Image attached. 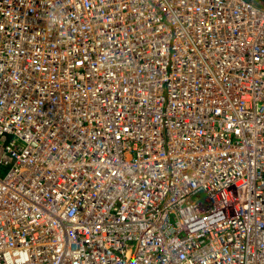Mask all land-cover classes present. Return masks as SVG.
<instances>
[{
  "label": "built area",
  "instance_id": "1",
  "mask_svg": "<svg viewBox=\"0 0 264 264\" xmlns=\"http://www.w3.org/2000/svg\"><path fill=\"white\" fill-rule=\"evenodd\" d=\"M73 1L0 0V188L24 204L19 227L48 220L31 233L12 228V264H264V0H181L172 10L171 0H87L79 9ZM32 31L43 35L16 50V38ZM182 57L217 75L244 62L238 83L205 86L224 89L223 96L193 102L249 111L255 129L227 131L226 110L199 118L207 123L199 144L223 167L219 186L191 178L176 200L174 169L189 179L196 166L174 161L168 169L169 123L180 121L170 107L189 102L172 101L168 82L156 86L161 99L143 109L138 127L153 126L162 146L135 135L129 107L145 81L161 73L169 80L176 62L186 67ZM34 107L55 113V122L39 128L20 116L35 114ZM100 125L109 141L127 143L124 159L134 174L117 166L99 174L107 153L98 146ZM91 127L93 144L83 141ZM161 184L168 186L164 194ZM107 191L112 196L105 198ZM37 242L49 247L28 261L24 250ZM0 264H10L1 252Z\"/></svg>",
  "mask_w": 264,
  "mask_h": 264
},
{
  "label": "bare ground",
  "instance_id": "2",
  "mask_svg": "<svg viewBox=\"0 0 264 264\" xmlns=\"http://www.w3.org/2000/svg\"><path fill=\"white\" fill-rule=\"evenodd\" d=\"M161 5L169 0H160ZM181 0H171L167 3L170 10L177 5H181ZM65 2V1H64ZM87 0H74L73 6L76 9L82 7ZM66 8L62 7V9H67L69 4L65 2ZM59 18H64V15H57ZM36 32L32 31L31 33L27 34L23 37L16 38V50H19L20 47L18 46L21 43H31L35 40L37 36H41L43 34H35ZM188 56L190 54H187ZM177 64L179 62L174 63V67L172 73L170 74V79L167 80L166 74H159L156 79H149L148 81L144 82V86L140 89L139 94L134 98L130 107H129V126L134 131L135 135L139 139H148L150 142L156 143L159 146H162V139L154 134L155 130L152 127L145 129L144 127H138L142 120L141 112L146 107H156V101L161 99V94L156 90V86L169 83L170 86H174L173 91L171 92V99L172 101L183 100L184 104L174 103L170 107V113L177 117H180V121L178 124L169 123V130L171 131V145L173 147V152L167 162L168 169L169 165L174 163V161L181 162L183 164H195L196 167H193V172L190 175L189 179H184L180 176V169H174V180L170 191L173 193V197L176 200L180 199V195L186 193L190 189V180L191 178H195L198 182L202 185L206 186L207 188H214L219 186V175L220 171L222 170V164L218 161V158H215L210 148L201 146L199 143L206 138V134L204 133L206 129L205 122H198L200 118H206V115L209 111H221L226 110L227 114L225 116L224 124L227 131H230L232 127H235L237 130L243 133H247L249 131L254 130V126L251 121L248 120V116L250 112L241 113L238 111V108L232 104H222V103H201L196 104L193 101L198 97H208L211 96H223L220 92H223L224 89H210L205 86L207 85H215V84H230L233 82H239L240 74L239 69L245 65L244 62H236L231 69L225 71V74H214L207 71V67L200 66L197 62H188V59L185 60L183 57L181 58V64L187 65L186 67L178 68ZM217 66H215L216 68ZM197 78V79H196ZM178 83V85H176ZM205 87V90L199 91V87ZM93 91H87L84 94L85 98H92ZM50 105L53 103L49 102ZM35 114L29 115H21L25 121H29L33 119L36 122V126L39 128H46L51 126L56 120V114L49 115L47 112H38L37 108L34 107ZM153 125L158 123V117L156 114H153ZM16 118V117H15ZM88 117L84 116V119ZM76 122V118L73 119ZM259 124V123H256ZM159 124L158 126H160ZM159 128V127H158ZM93 127L89 128L85 131L83 141H86L90 144H93L95 134L93 131ZM70 131L74 134L77 133V129H70ZM179 134L183 135V137H179ZM109 133L106 131V128L103 125H100V134L98 137V146L101 150L106 151L102 156L104 163L100 167L99 174L103 175L104 172L110 166H117L120 171L124 173V175H131L136 172V168H134L128 161L124 159L123 151L127 147V143L124 141L123 143L117 142L114 143L107 139ZM179 139H182V143H178ZM193 147V155H190L189 151L190 148ZM203 158H207L208 161L197 167L200 164ZM162 163L165 165V160H162ZM27 167V166H26ZM50 171H55L58 168V165L52 164L50 166ZM164 173V169L161 170ZM93 177V174H91ZM116 179L111 180V182H115ZM120 184V183H118ZM161 193L164 194L168 186L166 184H161ZM113 191H107L101 195L107 198L109 195L112 194ZM39 193V190L35 192V194ZM49 193V192H48ZM46 193V194H48ZM101 193V192H100ZM44 194V195H46ZM112 196V195H111ZM178 202V201H177ZM24 204H21L19 201H16L15 198L12 196L7 195V191L5 187L0 188V235H1V243H0V252L2 253L3 257H6V261L10 264L15 261V258L12 254H10L13 250L11 249L14 235L12 233V228L19 227V222L16 221V214L18 213V209L22 208ZM176 207V205L174 206ZM246 207H252L246 205ZM88 213V212H87ZM91 214L92 212L89 211ZM96 215V213H95ZM103 217V216H102ZM102 217H97V222H103L104 219ZM111 218V216H110ZM188 218V216H187ZM116 221V218H113ZM112 220V219H111ZM187 220V219H186ZM48 221V220H47ZM45 220H36L30 221L28 229H22L25 233H31L32 227L36 226V223H46ZM207 223V219L205 220ZM118 224V221H116ZM127 221L125 220L124 223ZM21 223V222H20ZM24 223V222H23ZM120 228V226H119ZM11 230V231H10ZM168 230V229H167ZM9 231V233H7ZM90 239H93V235L91 231L85 232ZM95 236H98L97 233H93ZM47 235V234H46ZM37 236V235H36ZM33 236V237H36ZM45 236V235H44ZM104 239L101 238L99 244ZM175 245L179 246L177 252L184 249V246L181 242L176 240ZM30 243L29 245H31ZM8 245V246H7ZM18 242L16 240V246ZM43 247H49L47 243H34L32 249L24 250L28 261L30 257H32V253L37 252L39 249ZM10 254V255H9ZM102 258V257H101Z\"/></svg>",
  "mask_w": 264,
  "mask_h": 264
},
{
  "label": "rangeland",
  "instance_id": "3",
  "mask_svg": "<svg viewBox=\"0 0 264 264\" xmlns=\"http://www.w3.org/2000/svg\"><path fill=\"white\" fill-rule=\"evenodd\" d=\"M197 79V78H196Z\"/></svg>",
  "mask_w": 264,
  "mask_h": 264
}]
</instances>
